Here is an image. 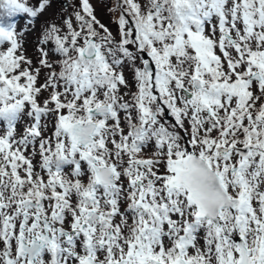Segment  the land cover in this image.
Instances as JSON below:
<instances>
[{"label": "snow or ice", "instance_id": "6c2138e0", "mask_svg": "<svg viewBox=\"0 0 264 264\" xmlns=\"http://www.w3.org/2000/svg\"><path fill=\"white\" fill-rule=\"evenodd\" d=\"M0 264H264V0H0Z\"/></svg>", "mask_w": 264, "mask_h": 264}, {"label": "rangeland", "instance_id": "374dc122", "mask_svg": "<svg viewBox=\"0 0 264 264\" xmlns=\"http://www.w3.org/2000/svg\"><path fill=\"white\" fill-rule=\"evenodd\" d=\"M97 14H98V17L101 19V21L103 23L109 24L113 28V30L115 29V25L114 24H110V14L108 13L107 8L103 5L102 2L97 4ZM18 18L19 19L16 20L18 24L26 23V20L21 19V16L18 17ZM34 35L28 37V39L30 41L29 53L32 54V55H37V53L35 52V44L31 43V41L34 39Z\"/></svg>", "mask_w": 264, "mask_h": 264}, {"label": "trees", "instance_id": "16d2710c", "mask_svg": "<svg viewBox=\"0 0 264 264\" xmlns=\"http://www.w3.org/2000/svg\"><path fill=\"white\" fill-rule=\"evenodd\" d=\"M23 14H19V15H17L16 17H15V19L16 20H18L19 18L18 17H20V16H22Z\"/></svg>", "mask_w": 264, "mask_h": 264}]
</instances>
